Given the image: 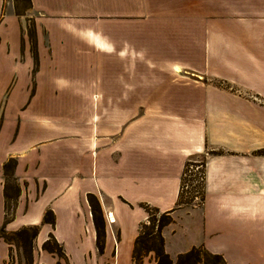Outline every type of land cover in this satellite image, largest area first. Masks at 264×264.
<instances>
[{"label": "crops", "instance_id": "0c3cea01", "mask_svg": "<svg viewBox=\"0 0 264 264\" xmlns=\"http://www.w3.org/2000/svg\"><path fill=\"white\" fill-rule=\"evenodd\" d=\"M30 3L36 63L23 18L8 11L0 23L13 37L0 34L5 94L26 79L29 96L64 105L49 99L40 116L22 104L10 122L0 227L2 165L15 158L20 194L5 230L39 226L33 259L51 234L64 257L42 251L43 264H133L144 207L170 218L160 234L173 263L203 247L225 264H264V0ZM197 157L203 201L178 205ZM87 195L100 209L101 254ZM46 210L54 228L41 224ZM8 254L0 240V264Z\"/></svg>", "mask_w": 264, "mask_h": 264}, {"label": "trees", "instance_id": "16d2710c", "mask_svg": "<svg viewBox=\"0 0 264 264\" xmlns=\"http://www.w3.org/2000/svg\"><path fill=\"white\" fill-rule=\"evenodd\" d=\"M27 5L26 9L31 8L30 0H24ZM15 12V10H14ZM16 16L21 14H17ZM33 38L32 43L35 41L34 25L32 27ZM34 62H37L35 54L33 55ZM200 166L201 181L195 187L198 192H201L200 199L203 201L204 192V159L201 161L189 160L185 163L184 169L180 180V191L178 195V205H184L186 202H182L185 192L182 191V186L186 182L192 180V173L190 174V167ZM16 167V159L9 158L2 165L3 172V197H4V221L0 227V240L8 245H17L22 252L25 264H33L32 248L33 242L39 232V226H26L18 229L14 232H7L5 230V225L10 222L13 218V210L16 205L17 198L20 194L19 186L16 183V179L13 176L14 169ZM194 177V178H195ZM199 178V177H198ZM8 179L11 180L12 185L8 184ZM194 188V191H195ZM194 191H191V195L195 197ZM189 193V192H188ZM199 194V193H198ZM87 201L90 207L93 223L96 230V248L101 254L103 251V223L100 220V209L96 199L92 195H87ZM11 202V203H10ZM11 204V207L10 205ZM12 208V209H11ZM147 213V223L141 224L139 229V235L134 241L132 261L133 264H141L142 259L149 253L152 252L155 257L156 264H225L223 259L218 255H212L208 253L203 247L192 248L188 252L178 255L176 261L173 263L168 255L164 252L163 239L161 237V230L169 222L170 218L166 214L158 215L157 211L149 207H144ZM10 212V213H9ZM158 216V217H157ZM42 225H49L54 228L55 218L51 210H46L43 214ZM42 251L54 255L58 258H63V250L61 245H59L54 237L49 234L47 239L43 242L41 246Z\"/></svg>", "mask_w": 264, "mask_h": 264}, {"label": "rangeland", "instance_id": "374dc122", "mask_svg": "<svg viewBox=\"0 0 264 264\" xmlns=\"http://www.w3.org/2000/svg\"><path fill=\"white\" fill-rule=\"evenodd\" d=\"M26 3L24 0H2V8H1V16H0V23L2 22L4 16L8 15V11H11L14 15L15 12L17 14H21L19 16H16L17 18H23L24 22V34L25 38L27 39L28 42L30 43V50L32 55H34V44L32 43V27L34 25L33 19L30 18L29 12ZM15 10V12H14ZM2 26L0 28V34L1 36L7 39L8 36H11V39L13 38L12 35L10 34V27ZM35 34V32H34ZM35 38V36H34ZM1 51H3V48L0 49V55H2ZM6 78V77H5ZM2 75H0V124L2 121V103L6 102V111H5V119H6V124L2 130V133L0 135V153L4 149V146L7 142V139L9 138L10 135V122L12 121L14 115L17 113V109L19 106L22 104L21 110L26 109L24 112V115H40V116H45L44 112H41L43 107L45 108L46 103L45 101H48L49 99L54 100V104H57L58 106H63L64 104L62 103L64 100V97L62 96H52V97H43V96H29V92L26 90L25 86L27 84L26 79H19L16 84L12 87V90L9 91V93L5 94V88H6V79ZM47 98V99H46ZM28 105V106H27ZM57 106V107H58ZM49 115L54 114V113H49ZM196 161H201V157L194 158ZM13 182H11L10 179H8V184L12 185ZM17 183V182H16ZM4 184V183H3ZM18 185V183H17ZM199 194L196 196V199L194 196L191 195V193L187 192L186 195H184L182 202H186L187 206L190 208H199L201 206V199L200 195L201 192H198ZM11 203V202H10ZM11 207V204H9ZM12 209V208H11ZM10 213V212H9ZM158 217V216H157ZM66 244L70 245V249L73 250L74 244L70 240H66ZM8 245V244H7ZM9 246V254H8V261L9 264H25L23 255L19 247L17 245H8ZM34 242H33V248L32 251H34ZM39 256L34 257L33 259V264H43L44 263V258L47 257V254L42 252L41 250L38 252ZM58 261L61 264L66 263L61 259H58ZM77 264V262H75Z\"/></svg>", "mask_w": 264, "mask_h": 264}, {"label": "built area", "instance_id": "2783aa9c", "mask_svg": "<svg viewBox=\"0 0 264 264\" xmlns=\"http://www.w3.org/2000/svg\"><path fill=\"white\" fill-rule=\"evenodd\" d=\"M200 171V166H196V167H190V171L189 173H192V180H190V182H186L183 186H182V191L183 192H191L194 191V188L200 183L201 178H200V174L196 176V174H198V172ZM195 177V178H194ZM199 177V178H198ZM195 195V199L196 196L198 195V189L193 192Z\"/></svg>", "mask_w": 264, "mask_h": 264}]
</instances>
